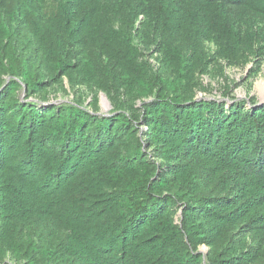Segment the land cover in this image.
<instances>
[{
    "label": "trees",
    "instance_id": "trees-1",
    "mask_svg": "<svg viewBox=\"0 0 264 264\" xmlns=\"http://www.w3.org/2000/svg\"><path fill=\"white\" fill-rule=\"evenodd\" d=\"M259 37L264 0H0V261L264 263V104L191 92L196 43L233 61ZM63 77L112 112L27 100Z\"/></svg>",
    "mask_w": 264,
    "mask_h": 264
},
{
    "label": "rangeland",
    "instance_id": "rangeland-1",
    "mask_svg": "<svg viewBox=\"0 0 264 264\" xmlns=\"http://www.w3.org/2000/svg\"><path fill=\"white\" fill-rule=\"evenodd\" d=\"M244 26H242L243 28ZM16 35L17 47L29 39V34L23 30ZM176 42L183 48L189 47L190 42L184 35H178ZM157 42L149 43L145 53L148 54L149 61L158 69L159 56ZM196 49L206 58V72H197L192 85V97L196 100H214L224 103L227 107L234 103H244L248 107L255 108L264 104V89L257 87L259 82L263 83L264 88V39L259 37L253 47L256 52L247 53L248 58L244 59L241 54L237 60L227 61L217 54V45L214 41H202L196 43ZM22 53L26 56L34 54L33 49L23 48ZM165 73V72H162ZM8 77L6 78V81ZM26 91L22 87L18 92L21 100L25 99ZM39 101L42 105L57 104L62 102H78L81 106L95 112L98 115H109L112 112V105L106 94L94 87L85 85L70 86L66 77L58 83L47 87L43 92L32 95L29 99ZM139 103L136 100V104ZM141 108L140 104L136 105ZM146 127L139 128V135L144 138ZM149 151V150H148ZM160 162V160H158ZM180 210L175 214V220L179 221ZM199 251L206 254L208 247L201 245ZM0 264H20L13 260L9 253H6ZM264 264V263H257Z\"/></svg>",
    "mask_w": 264,
    "mask_h": 264
},
{
    "label": "bare ground",
    "instance_id": "bare-ground-1",
    "mask_svg": "<svg viewBox=\"0 0 264 264\" xmlns=\"http://www.w3.org/2000/svg\"><path fill=\"white\" fill-rule=\"evenodd\" d=\"M257 87H259V88H261V89H264L263 88V83L262 82H259L258 84H257ZM264 93V92H263Z\"/></svg>",
    "mask_w": 264,
    "mask_h": 264
}]
</instances>
